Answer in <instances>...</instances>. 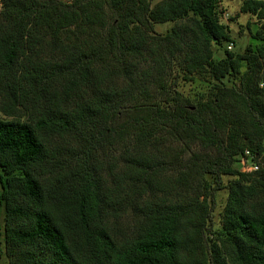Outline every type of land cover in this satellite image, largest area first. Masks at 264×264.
<instances>
[{
    "label": "trees",
    "instance_id": "obj_1",
    "mask_svg": "<svg viewBox=\"0 0 264 264\" xmlns=\"http://www.w3.org/2000/svg\"><path fill=\"white\" fill-rule=\"evenodd\" d=\"M155 1L0 0L9 264H264V50L215 59L221 0Z\"/></svg>",
    "mask_w": 264,
    "mask_h": 264
},
{
    "label": "rangeland",
    "instance_id": "obj_2",
    "mask_svg": "<svg viewBox=\"0 0 264 264\" xmlns=\"http://www.w3.org/2000/svg\"><path fill=\"white\" fill-rule=\"evenodd\" d=\"M156 0L155 2H157ZM241 2L238 0H221L218 4V10L221 12L220 22L230 28V38L232 39V50L231 52L235 54L243 53L247 46L252 49L262 48L264 50V45L260 41L251 38V33H255L259 26L256 23V19L248 14L239 13V7ZM247 26L249 28L247 29ZM172 23L166 24H155L153 26V33L159 35H166L170 33L172 29ZM250 32V34H249ZM264 44V43H263ZM229 43H224L222 48L213 47L214 58L218 59L222 57L223 48H227ZM228 50V49H227ZM178 91L182 96L193 99L196 94L205 88V84L199 81H186L177 79ZM0 118L3 119L4 116L0 114ZM9 120L10 118H4ZM231 179L224 177L222 179L224 186ZM227 198V190H221L216 193L215 205L212 211V224L214 228H220L222 222V212ZM4 237H3V216H0V264H9L4 252Z\"/></svg>",
    "mask_w": 264,
    "mask_h": 264
},
{
    "label": "built area",
    "instance_id": "obj_3",
    "mask_svg": "<svg viewBox=\"0 0 264 264\" xmlns=\"http://www.w3.org/2000/svg\"><path fill=\"white\" fill-rule=\"evenodd\" d=\"M231 45L232 44H229V46L227 47L228 50L231 49V47H232ZM245 154L247 155L248 153L246 152ZM244 168H248V169L253 170V171L257 170V167L252 165L250 162L245 163Z\"/></svg>",
    "mask_w": 264,
    "mask_h": 264
}]
</instances>
